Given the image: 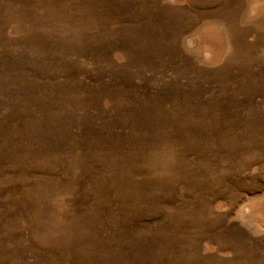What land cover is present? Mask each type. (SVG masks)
<instances>
[{
    "label": "rangeland",
    "instance_id": "obj_1",
    "mask_svg": "<svg viewBox=\"0 0 264 264\" xmlns=\"http://www.w3.org/2000/svg\"><path fill=\"white\" fill-rule=\"evenodd\" d=\"M0 264H264V0H0Z\"/></svg>",
    "mask_w": 264,
    "mask_h": 264
}]
</instances>
